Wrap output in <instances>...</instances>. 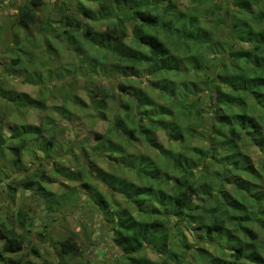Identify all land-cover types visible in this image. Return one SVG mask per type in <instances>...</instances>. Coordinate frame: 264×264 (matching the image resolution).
I'll use <instances>...</instances> for the list:
<instances>
[{
    "label": "trees",
    "instance_id": "obj_1",
    "mask_svg": "<svg viewBox=\"0 0 264 264\" xmlns=\"http://www.w3.org/2000/svg\"><path fill=\"white\" fill-rule=\"evenodd\" d=\"M168 1L169 19L175 11L184 13L179 38L203 43L207 65L202 69L196 55L181 63L184 51L176 52V39L163 30L157 0H61L65 9H55L54 17L36 11L44 0L21 5L12 37L36 23L38 36L47 43L51 41L47 34H53L84 64L85 70L82 66L76 70L85 77L86 99L73 94V81L53 82L52 88L60 89L59 101L50 105L46 92L35 84L40 93L36 96L0 85V101L7 103V108H0V117L16 108H38L55 113L71 124L70 129L78 118L93 119L88 135L72 139L65 150L76 161L72 169L53 159L60 148L58 121L49 116L37 124L7 125L0 118V161L7 160L0 182L8 180V197L30 190L47 201L50 212L70 204L78 222L89 221L91 210L87 215V209L75 202L81 194L86 196L122 253L118 264H160L150 252L162 264H264V0H236L233 5L227 1L226 6L213 2L209 10L207 3H200L194 9L198 16ZM83 2L95 3L97 10ZM70 4L75 5L72 12L67 10ZM216 36L221 46L212 42ZM10 42L21 51L18 40ZM19 59L15 53L10 65ZM150 84L160 91L157 100ZM63 88L68 98L63 97ZM206 94L208 109L202 103ZM173 97L177 106L171 115L161 113L158 118L160 112L151 103L163 110ZM109 102L116 105L110 111ZM130 108H135L133 115L127 113ZM120 109L123 117L117 116ZM98 121H107L105 131H95ZM159 132L166 136V144L159 140ZM145 148L154 153H144L147 159L137 163L135 153ZM250 149H256L255 154ZM29 152L41 160L37 164L50 163L60 181L73 183L74 191L57 193L42 183L44 170L30 171L23 165L22 156ZM164 153L175 160H169V166ZM156 154L162 157L157 159ZM6 168L22 174L10 177ZM31 212L18 205L13 223L1 219L0 264H67L71 256H82L81 243L70 234L56 242L57 258L25 260L26 252L40 255L36 245L25 244ZM186 232L194 243L186 239Z\"/></svg>",
    "mask_w": 264,
    "mask_h": 264
},
{
    "label": "rangeland",
    "instance_id": "obj_2",
    "mask_svg": "<svg viewBox=\"0 0 264 264\" xmlns=\"http://www.w3.org/2000/svg\"><path fill=\"white\" fill-rule=\"evenodd\" d=\"M25 1L26 0H0V85L9 89H13L17 92H26L33 96L40 94L38 93V87H41L39 89L44 90L46 92L45 95L49 99L48 105H50L51 102L59 101L56 93H58L60 89L55 87L52 88L54 85L53 82L57 80V82H62L63 84H66L68 82L73 81L74 83L73 94L82 95V97H85L86 99V93L84 94L85 77L81 74V72H77L76 70L77 67L80 69V66L84 64L79 63V61H77L74 58L72 52L69 49H66V47L62 45L61 42H58L57 39L53 37V34L51 35L47 34L48 40L49 41L51 40L50 43H47L44 40V37L38 36L39 34L38 29L40 27V24L36 23V25H32L29 30L19 31L20 36L12 37V32L17 30L14 24L15 21L17 20V13L20 10L21 5H23ZM44 1L45 4L42 7H40L38 10H36L38 11L39 15L42 17H45L47 15L50 16L51 13L52 16L54 17L57 11L55 9L57 8L58 10L60 8L61 10L62 8L65 9V7H63L61 4L62 3L61 0H44ZM227 1H229L231 5H233L236 2V0H219V3H217V0H189V1L173 0V2L177 5V8H183L182 12L188 13L190 15L192 14L193 16H198L197 14H195L194 9H196L200 3H207L208 4L207 10H209L213 6L212 5L213 2H215L217 6L220 4L226 6ZM237 1L239 2L241 0H237ZM157 3L159 5L161 12L163 13V15L161 16V22L163 23V30L168 32L172 37L176 39L175 50L176 49L180 50L179 52H181L182 50L184 51L181 57L182 59L181 63L182 64L186 63L184 60H186L187 57L196 55L198 63L202 65L201 69L205 67L207 65L206 64L207 61H204L203 63V56L205 54L203 47H201L203 43L201 44V42L200 41L197 42V40L191 41L189 40L188 37H186L185 39L179 38V25L183 18L182 14L184 13L181 14L180 12L175 11L173 13L175 17L169 19L168 18L169 14L167 13L168 10L169 11L171 10L172 4L169 5L168 0H157ZM84 4H86V6H89L94 10H97V5L95 3L86 2ZM74 6H75L74 4L68 5L67 10H69V12L74 11L75 10ZM216 38L212 39L213 40L212 42L218 44L219 38L217 36ZM12 39L18 40L19 43H17V46H21V51L16 52L15 50L16 48H14V46L10 42ZM169 44L172 48L173 47L171 45L172 43ZM215 48L216 49L214 51L217 50V47ZM98 52L102 53V51H98ZM15 53L20 57V59L18 61V64L13 66V64L10 65V59L15 55ZM208 58L212 59L210 56ZM92 61L93 63H102V62H97V60L95 61L92 60ZM189 66L191 67L192 70H194L191 65ZM82 69L85 70V67L82 66ZM177 72L183 74L181 69H179ZM142 75H145V73ZM178 76L179 75H177V77ZM197 79L201 80V77L199 76ZM33 84L37 85L38 87L37 86L35 87ZM55 84L60 85V83H55ZM148 86H150L152 91L155 92L156 96L151 94L153 98L155 97V100H157V96L159 98L161 97L160 91L158 92L156 90L155 85L150 84ZM63 89L65 92L67 91V88H63ZM63 94H64L63 97L68 98L69 94L67 92L66 93L63 92ZM208 96L209 94L202 96L203 108L206 109L210 108L209 106L210 97ZM172 99L174 101V97ZM173 101L169 105H167L163 110L160 105H157V103L156 104L151 103L155 105L153 108H155V110L157 109V112H160L156 116L159 118L160 115L163 116V114L166 113L165 116L169 117L171 115L169 114L170 110L174 109L175 105L177 106L176 101L174 102ZM2 106L7 108V103L0 101V108ZM114 106H116L114 102H109L108 111H110L111 107ZM75 111L79 114H83L78 110ZM128 111L129 112L127 113L133 115L135 112V108L133 109L130 108ZM38 112H39L38 109H33L31 112L30 108L28 109L16 108L14 112L12 111V113L9 114V116H7L6 118L5 117L3 118L0 117V118L3 119L2 123L4 122L7 125H11V124L18 125L20 123H36L39 118ZM42 113H43V119L46 117L47 118L51 117L60 123V126L57 128L58 129L57 146L60 148L56 156H53V159L57 163H61L62 165L64 164L65 166L73 169L76 165V161H73L74 157L65 150L66 148L69 147L68 143L72 141V139L74 138L80 139L88 135L89 126L93 118L88 116L82 122H80V118H78L76 124L73 125L72 129H70L69 126H71V124L65 122L64 120L59 119V117L57 119L55 113H49L48 111L46 112L44 111ZM93 113L95 115L94 110ZM124 114L125 112L122 109H120L117 113V116L123 117ZM87 115L89 114H86L85 116ZM85 116H83V118H85ZM107 116L108 118L112 119V113L108 112ZM173 121H174L173 119H170L169 122L167 123L170 128L173 125L172 124ZM116 124L120 125L119 122H117ZM127 124L130 125V122H127ZM106 127H107V121H98V123L95 125V131L96 132L105 131ZM158 138L162 143L165 144L167 143V138L162 132H159ZM62 149H64V151H61ZM250 150L252 153L256 149H250ZM148 152L154 153L152 149L145 148V150L135 153L134 160L137 163L143 162L144 160L147 159V156H144V153L148 155ZM164 155H165L164 156L165 160H167L168 158V162H165L167 166H169V160L175 161L172 156H167L165 153ZM22 157H23V165L25 168L29 167L30 171L34 169L45 171L46 176L44 178V181H42V183L48 185V187L52 191L57 193H63L69 190L70 191L73 190V183L60 181L59 176L54 172V168H52V165L50 163L48 164L42 163L40 165L37 164L38 163L37 160L39 159L34 158L31 152H29V154L24 153ZM156 157L157 159H160L162 155L158 157V154H156ZM6 159L10 160L11 157L6 156ZM40 161L41 160H39V162ZM6 164H7V160L0 161V169H3L4 165ZM15 170L16 171L13 173L12 171H9V168H6L4 172L9 174L10 177L20 175L19 173L21 172L17 169ZM22 172H25V170ZM7 181L8 180L5 179L2 180V182H0V210H1L0 212L2 214L0 216V221L2 218H5L7 223H13V221L16 219V211L18 205H22V206L24 205L25 208H29L30 211H32L31 231L27 234L29 241L27 240V238H25V244L27 245V247H30L31 245H36L40 255L39 257H36L35 255L27 254V252L24 251L26 252L25 255L23 256L25 260L39 262L43 259L42 257L51 258V259L57 258L58 246L56 242L61 239H64L70 234H74L77 242L81 243V246L83 248V254L82 256H78V258L71 256L69 259H66L67 264H118L122 261L121 258L122 253L115 246L114 242L111 239V234L110 232H108L107 222L102 218L101 213L98 210H96L95 207L91 208L92 205L86 200H84L86 196L81 194L82 198L76 199L75 202L79 204L80 208L83 207L87 209V215H89L88 211L91 210L90 211L91 214L88 217L89 221L86 222V220L82 219L81 222H78L77 219L78 213L75 212L74 208L72 209V206L70 204H68L67 206L66 205L63 206V209L58 210V212H50L47 209L48 207L47 201L46 200L43 201L38 196L33 195L32 191L30 190H25L22 192V194L20 193V191H17L15 192L14 196L8 197L10 190L7 187L8 185H6ZM61 182L63 184H61ZM90 218L92 220H90ZM45 226L47 227V229L46 231H43ZM40 232L43 233V236L39 235ZM185 235H186V239L191 241V243H194V240H192L190 234L186 232ZM205 247L210 249L211 246H205ZM148 255H150L152 260L159 259L158 263L162 264L161 261L162 259L159 258L157 255L152 254L151 252L148 253ZM13 256L16 257V255ZM17 256H22V255H17Z\"/></svg>",
    "mask_w": 264,
    "mask_h": 264
},
{
    "label": "crops",
    "instance_id": "obj_3",
    "mask_svg": "<svg viewBox=\"0 0 264 264\" xmlns=\"http://www.w3.org/2000/svg\"><path fill=\"white\" fill-rule=\"evenodd\" d=\"M85 94V93H84ZM82 96V95H81ZM85 98V97H84ZM33 109H38V108H30V111L32 112V110ZM39 110V112H38V116H39V118H38V121L36 122V123H31V124H37L38 122H39V120H44L43 119V113L42 112H44L43 110H41V109H38ZM46 112V111H45ZM45 114V113H44ZM58 127V126H57Z\"/></svg>",
    "mask_w": 264,
    "mask_h": 264
}]
</instances>
